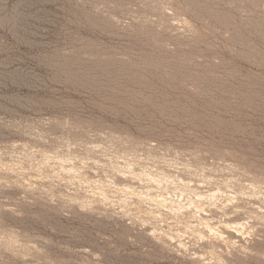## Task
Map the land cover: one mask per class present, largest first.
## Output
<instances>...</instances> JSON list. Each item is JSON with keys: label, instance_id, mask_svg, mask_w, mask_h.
<instances>
[{"label": "rangeland", "instance_id": "1", "mask_svg": "<svg viewBox=\"0 0 264 264\" xmlns=\"http://www.w3.org/2000/svg\"><path fill=\"white\" fill-rule=\"evenodd\" d=\"M0 264H264V0H0Z\"/></svg>", "mask_w": 264, "mask_h": 264}, {"label": "bare ground", "instance_id": "2", "mask_svg": "<svg viewBox=\"0 0 264 264\" xmlns=\"http://www.w3.org/2000/svg\"><path fill=\"white\" fill-rule=\"evenodd\" d=\"M197 210V209H196ZM194 211V210H193ZM209 225V224H208ZM207 226V225H206ZM210 233V234H214V231H213V228H211V227H208L207 228V233ZM216 235V234H215ZM211 237V236H210ZM221 248V247H220Z\"/></svg>", "mask_w": 264, "mask_h": 264}]
</instances>
